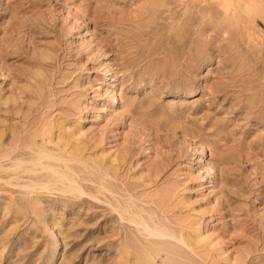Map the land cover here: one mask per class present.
I'll list each match as a JSON object with an SVG mask.
<instances>
[{
	"label": "rangeland",
	"instance_id": "obj_1",
	"mask_svg": "<svg viewBox=\"0 0 264 264\" xmlns=\"http://www.w3.org/2000/svg\"><path fill=\"white\" fill-rule=\"evenodd\" d=\"M0 264H264V0H0Z\"/></svg>",
	"mask_w": 264,
	"mask_h": 264
},
{
	"label": "bare ground",
	"instance_id": "obj_2",
	"mask_svg": "<svg viewBox=\"0 0 264 264\" xmlns=\"http://www.w3.org/2000/svg\"><path fill=\"white\" fill-rule=\"evenodd\" d=\"M163 236V235H162Z\"/></svg>",
	"mask_w": 264,
	"mask_h": 264
}]
</instances>
